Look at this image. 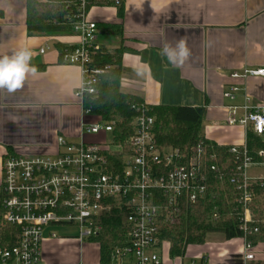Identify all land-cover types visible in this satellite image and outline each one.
Masks as SVG:
<instances>
[{"label":"crops","instance_id":"crops-1","mask_svg":"<svg viewBox=\"0 0 264 264\" xmlns=\"http://www.w3.org/2000/svg\"><path fill=\"white\" fill-rule=\"evenodd\" d=\"M28 0H0V56L21 46L33 52L30 76L15 93L0 90V185L6 154L27 157L54 155L58 137L69 142H97L99 137L83 134L85 124L97 119L82 113L76 92L83 82L81 69L61 62L58 46L79 42L73 33L30 34L27 28ZM124 19L116 8H92L95 23L122 24V33L109 37V52L124 47L121 91L140 98L148 106L205 108L201 136L220 147L246 145L241 126L227 124L229 108L264 107V79L234 80L243 69L264 67V0H122ZM106 35L99 33L98 42ZM185 38L191 56L182 66L170 64L160 55L165 42ZM41 50L44 53L41 54ZM231 86L240 92L234 99L224 94ZM242 115V110H239ZM264 168V166H255ZM247 177V174H246ZM264 178V175L247 177ZM63 228V227H61ZM49 237L46 231L41 264H106L101 246L79 239V231ZM57 232V231H56ZM164 257L170 264H264V243L246 250L243 238L228 240L209 234L203 245H191L181 258L172 259L169 246ZM254 256L247 260L246 255Z\"/></svg>","mask_w":264,"mask_h":264},{"label":"built area","instance_id":"built-area-1","mask_svg":"<svg viewBox=\"0 0 264 264\" xmlns=\"http://www.w3.org/2000/svg\"><path fill=\"white\" fill-rule=\"evenodd\" d=\"M89 1L79 0L76 15L69 17L79 42L63 49L61 61L81 69L83 82L76 97L81 101L83 115L97 119L93 124H85L82 132L99 140L71 143L60 136L59 150L54 155L4 156L0 185V264H41L42 245L46 231L51 228L74 227L80 240H91L102 232V215L115 207L127 214L128 239L114 249L109 264H170L162 252L165 242L159 241L161 223H180L184 211L197 205L207 192L205 147L198 146L190 157L178 149L161 147L155 136L156 119L146 109H138L126 146L118 145L114 125L85 108L87 98L98 95L100 78L109 70L94 65V57L102 47L98 42V25L89 19ZM121 4L122 0H116V8ZM230 77L243 81L264 79V67L236 71ZM240 91L238 86H231L224 96L234 99ZM246 101L241 108H229L227 124L264 137V107L251 106L248 97ZM242 148L244 153L240 155ZM230 152L243 159L241 229L247 237L252 234L249 224L253 223L249 210L252 195L247 187L254 179L247 178L246 171L257 165L247 157L245 146L231 147ZM253 232L257 233L258 229ZM49 237L55 239L58 234L51 231ZM244 240L246 250H250L252 244ZM246 259L253 260L254 256L247 254Z\"/></svg>","mask_w":264,"mask_h":264},{"label":"trees","instance_id":"trees-1","mask_svg":"<svg viewBox=\"0 0 264 264\" xmlns=\"http://www.w3.org/2000/svg\"><path fill=\"white\" fill-rule=\"evenodd\" d=\"M39 0L27 1V28L30 34L60 35L73 33L69 17L76 15L75 6L79 0ZM92 8H116V0H91ZM117 9L120 21L124 19V4ZM98 28L106 36L122 33L123 25L100 24ZM65 47L58 46L60 53ZM124 47L109 52L102 49L96 53L94 65L109 67L108 73L100 78L98 95L87 98L85 108L91 114L100 116L105 122L113 124L115 140L118 145L126 146L132 134V125L139 115L138 109H146L155 121V136L161 147L178 149L190 157L202 145L207 151L204 167L208 177L205 197L197 205L184 211L182 220L175 225L161 223L160 244L169 243L172 259L181 258L191 245H203L209 234H223L226 239H246L256 245L264 243V180H250L247 190L252 195L249 210L253 223L245 236L241 229L243 207L240 200L244 193L243 159L230 152L231 147H220L201 136L205 116L202 107L148 106L140 98L121 91L123 73L122 56ZM62 62V61H61ZM247 157L254 165L264 166V139L252 133L247 135ZM243 148L240 155H243ZM212 157V158H211ZM243 157V156H242ZM127 214L115 207L101 217L102 232L91 239L101 246L102 261L109 264L115 248L124 245L128 239L125 226ZM258 229L257 233L253 231Z\"/></svg>","mask_w":264,"mask_h":264},{"label":"clouds","instance_id":"clouds-1","mask_svg":"<svg viewBox=\"0 0 264 264\" xmlns=\"http://www.w3.org/2000/svg\"><path fill=\"white\" fill-rule=\"evenodd\" d=\"M160 55L177 67L182 66L191 56V51L185 38L176 40L175 44L165 42ZM33 52L26 46H21L10 55L0 56V90L15 93L21 90L30 76L37 73L32 66Z\"/></svg>","mask_w":264,"mask_h":264},{"label":"rangeland","instance_id":"rangeland-1","mask_svg":"<svg viewBox=\"0 0 264 264\" xmlns=\"http://www.w3.org/2000/svg\"><path fill=\"white\" fill-rule=\"evenodd\" d=\"M110 41L111 40H109V37H107V36H105V37H102L101 39H100V43H99V45L102 47V46H104V47H111V45L109 44L110 43ZM263 139H264V137H263ZM81 141H73L72 143H80ZM246 174H247V177H254V176H256V175H264V168H257V167H252V168H250V169H248L247 171H246ZM57 231V233L59 234V235H70V234H75V233H77V230L76 229H67V228H60V229H57L56 230ZM168 246H169V243H165V245H164V250L162 251L163 253H164V255H167L166 254V251H167V248H168ZM170 247V246H169ZM166 259V258H165ZM166 260H168V259H166Z\"/></svg>","mask_w":264,"mask_h":264}]
</instances>
